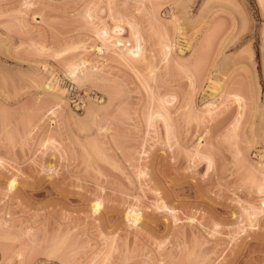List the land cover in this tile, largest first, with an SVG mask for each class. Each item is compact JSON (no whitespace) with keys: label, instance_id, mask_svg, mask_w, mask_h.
<instances>
[{"label":"rangeland","instance_id":"1","mask_svg":"<svg viewBox=\"0 0 264 264\" xmlns=\"http://www.w3.org/2000/svg\"><path fill=\"white\" fill-rule=\"evenodd\" d=\"M0 264H264V0H0Z\"/></svg>","mask_w":264,"mask_h":264},{"label":"bare ground","instance_id":"2","mask_svg":"<svg viewBox=\"0 0 264 264\" xmlns=\"http://www.w3.org/2000/svg\"><path fill=\"white\" fill-rule=\"evenodd\" d=\"M124 29V28H123ZM123 29L122 28H120V26L118 27H116V32H118V31H123ZM115 32V31H114ZM120 35V34H119ZM120 41V40H119ZM118 41V42H119ZM121 45V44H120ZM122 46V45H121ZM169 48V47H168ZM98 49V48H97ZM98 51V50H97ZM140 48H139V45L136 47V48H134L133 50H130L128 53H130L132 56H134V57H139V55H140ZM142 53V52H141ZM141 56V55H140ZM133 58V57H132ZM138 59V58H137ZM85 63V62H84ZM86 64V63H85ZM75 69V68H74ZM79 70V69H78ZM73 71V70H72ZM15 187V181H12V182H10V188H14ZM100 206H101V203H99V202H97V203H95L94 205H93V209H95L96 210V212H97V210H99V208H100ZM133 217V219L136 221V222H138V221H140L141 220V218L140 217H138V215H136V216H132Z\"/></svg>","mask_w":264,"mask_h":264}]
</instances>
